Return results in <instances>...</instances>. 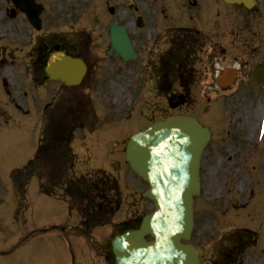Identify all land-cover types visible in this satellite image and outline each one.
I'll return each mask as SVG.
<instances>
[{
    "label": "rangeland",
    "instance_id": "obj_1",
    "mask_svg": "<svg viewBox=\"0 0 264 264\" xmlns=\"http://www.w3.org/2000/svg\"><path fill=\"white\" fill-rule=\"evenodd\" d=\"M40 1L45 5L47 21L52 18L51 15H55L52 18L55 33L60 30L64 33L67 28L82 26L86 22L89 23L86 26H91V11L109 21L111 18L107 11L110 7L116 13L113 20L124 24L132 32L135 28L130 24L132 17L142 16L149 20L151 27L140 32L144 33L141 41L136 36L137 32L133 35L141 51L152 33L151 22L154 23L153 20L164 14V25H168L174 16L186 13L182 6L187 3V0ZM221 3L220 0L209 1L205 14L221 13ZM223 12L229 13L227 15L231 18L236 16L235 9H225ZM48 31L50 32V27ZM51 37L53 38L52 35ZM55 37L61 39L62 35L55 34ZM92 72L99 76L93 90L97 95L91 97L98 117L97 129L93 128L92 134L86 131L75 132L72 147L79 161L74 173L101 170L116 177L125 200L122 211L110 226L97 229L92 232L90 239L83 240L73 230L79 224L77 213L75 210L68 212L65 201L58 200L66 193V189L60 187L64 185V179L58 173L50 183L54 186L49 190L47 173L38 172L25 188L24 183H21L22 176L14 177V172L25 166L36 151L42 130L43 106L50 100V89L43 92L46 96H40L30 84L23 82L20 87L19 82L23 76L21 71L0 72V264H111L106 256L109 242L115 233L113 225L129 217H142L153 210L149 202L141 199L146 185L130 172L123 160V149L132 133L158 120L163 115V110L158 108L160 110L155 111L157 103H153L144 112L145 117L139 115L132 119L136 112L139 114V110L130 108L135 103V96L140 88L139 76L142 73L139 65H122L117 61H110L105 65L101 62ZM134 72L137 75H133ZM5 82L9 83L6 88ZM130 84H133L132 88ZM246 100L245 105H249L251 99L245 97L244 103ZM53 112H59L58 108ZM254 112L246 118L242 117L241 121L248 125L258 122ZM56 124L61 125L59 122ZM254 135H257L256 131ZM45 167L40 166V170H46ZM258 176L255 175L256 180ZM53 188L55 192H51ZM70 205L73 206L71 203ZM81 206L77 204L74 209L80 213ZM247 214L245 210L240 216L245 218ZM215 223L212 221L208 225L207 221L204 222L210 232ZM208 229L206 234L200 231L191 239L192 244L201 249L205 263L209 262L217 245L216 235L208 237ZM207 241L210 242L209 245L205 244Z\"/></svg>",
    "mask_w": 264,
    "mask_h": 264
},
{
    "label": "flooded vegetation",
    "instance_id": "obj_2",
    "mask_svg": "<svg viewBox=\"0 0 264 264\" xmlns=\"http://www.w3.org/2000/svg\"><path fill=\"white\" fill-rule=\"evenodd\" d=\"M5 5L6 0H0V66L6 63L7 53V23L4 19ZM197 6L194 4L193 7ZM200 7L205 8V0L200 3ZM176 22L178 24L176 27H166L164 31L157 35L149 36L148 39L153 41L152 48L154 50H146L144 56H142L141 52L138 53L139 58L144 57L143 60L146 61V64L143 65L144 78L150 83V91L153 94H158L161 98L170 101L174 99L173 102L178 104L177 108L180 110L187 108L194 111L202 109L204 113L207 111L211 113L209 116L211 122L213 117L216 116L212 112H216L218 106L215 105V99H219L222 103L224 100L227 106L232 107L233 98L240 97L241 93L250 94V97L256 94L252 90V68L254 65H251L248 60H244L242 57L234 56L231 58L232 47L228 38L231 33L228 31V26H225L226 34L222 31L218 32L222 29L221 26L224 22L230 23L229 20L225 18L221 20L210 15L195 14L178 17ZM253 24L252 19H248L245 16L243 18V27H241L240 31L243 39L240 44L241 49L249 57L255 56L260 46L264 45V36L259 32L260 30H256ZM35 35L33 33L30 37V42H34L36 44L35 47H30V52L26 51L23 53L25 57H29V65L27 64V66H30L34 73L38 72V67H42L41 64L46 61L56 45L65 54L82 59L88 68L99 65L101 59L98 57H102L104 54L101 49H97V52L94 51V46L88 41L91 37L87 35V40H83L81 36L74 34L76 36L67 40L64 44H54V38H50V36L40 39ZM246 36L251 40L261 39L262 43H247ZM15 37L13 39L14 44L16 43L18 46L23 47L22 43H26L23 40H27L25 36L17 32ZM138 39L141 41L143 37H138ZM234 62H238L239 65L238 81L231 87L217 88L214 83L216 72ZM259 62L264 64V58L260 59ZM201 98L204 101L198 103L196 100ZM194 111H188L189 113L184 111L179 114L193 116L192 114H196ZM225 127L227 125L221 123H218V125L213 123L212 127H208L211 131L212 139L207 148H213L215 153L205 154L206 160L202 168V173L204 174L203 187L207 189L209 194L216 196L230 193V185H233V183H230V178L233 176L234 170L230 167L225 168L226 181L224 184L215 183L214 176L211 175L216 168V165L212 164L214 163L213 161L229 160L226 152L230 150L231 140H224V137L229 133ZM246 146V144H240V153L243 152L240 157H246ZM233 147L236 146L231 145V148ZM230 159H233V154L230 155ZM251 184L253 185V181ZM238 186L244 193L246 192L247 188L242 180L239 181ZM215 199L216 197L212 199L214 203ZM224 204L218 203L217 205L221 207ZM226 204L227 206L230 205L229 202ZM240 206L245 205L240 202ZM225 259L230 262H226V264H236L237 261V257L234 256H227Z\"/></svg>",
    "mask_w": 264,
    "mask_h": 264
},
{
    "label": "water",
    "instance_id": "obj_3",
    "mask_svg": "<svg viewBox=\"0 0 264 264\" xmlns=\"http://www.w3.org/2000/svg\"><path fill=\"white\" fill-rule=\"evenodd\" d=\"M110 36L118 56L128 60L133 51L124 28L112 25ZM203 137L193 120L171 118L130 140L126 161L149 184L145 197L154 203L155 213L143 220L139 230L116 240V264H197L196 252L179 240L189 237L191 197L197 193V155ZM146 235L154 241L146 243Z\"/></svg>",
    "mask_w": 264,
    "mask_h": 264
},
{
    "label": "trees",
    "instance_id": "obj_4",
    "mask_svg": "<svg viewBox=\"0 0 264 264\" xmlns=\"http://www.w3.org/2000/svg\"><path fill=\"white\" fill-rule=\"evenodd\" d=\"M92 207H93V205L91 204V202H89L87 210L91 209ZM93 210H94V212H95L96 214H99V213H108V210H104V211L95 210V209H93ZM106 218H107V216H106L105 214H102V215L99 217V219H101V220L99 221V223H103L104 221H106ZM122 227H124L126 230H128L129 224L126 223V224H124ZM129 229H130V228H129Z\"/></svg>",
    "mask_w": 264,
    "mask_h": 264
}]
</instances>
